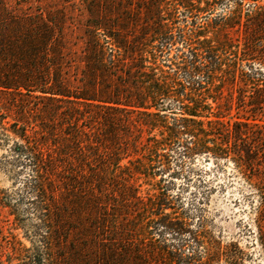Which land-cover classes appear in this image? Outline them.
Returning a JSON list of instances; mask_svg holds the SVG:
<instances>
[{"label": "trees", "instance_id": "16d2710c", "mask_svg": "<svg viewBox=\"0 0 264 264\" xmlns=\"http://www.w3.org/2000/svg\"><path fill=\"white\" fill-rule=\"evenodd\" d=\"M176 2L189 5L193 14L203 12L192 1ZM0 13V150L7 148L4 158L16 156L11 165L24 166L27 159L34 173L28 189L39 220L38 241L15 247L9 259L17 264H152V258L154 264H203L198 248L186 253L190 243L200 248L203 237L189 231L170 206L164 176H181L187 161L199 156L250 171L259 165L254 154L263 146L264 126L256 116L264 115V73L249 50L264 46V38L244 43L246 51L228 37L207 36L196 21L176 37V17L170 15V24L160 19L155 36L141 39L131 79L98 35L86 46L83 76L73 77L65 71L71 65L62 27L21 21L1 8ZM234 15L240 19L241 4ZM179 43L180 53L171 57ZM32 100L39 103L35 109ZM237 102L255 114L252 119H227ZM174 156L180 170L170 173ZM43 173L69 187L67 212ZM141 185L148 186L143 196ZM10 204L0 197V206ZM155 228L178 243L156 242ZM68 233H74L76 247L55 258L54 241ZM187 234L190 242L182 239ZM204 254L211 256L209 250Z\"/></svg>", "mask_w": 264, "mask_h": 264}, {"label": "rangeland", "instance_id": "374dc122", "mask_svg": "<svg viewBox=\"0 0 264 264\" xmlns=\"http://www.w3.org/2000/svg\"><path fill=\"white\" fill-rule=\"evenodd\" d=\"M189 1L203 12L193 14L189 5H180L176 0H0V8L21 21L32 18L62 27L66 62L71 65V68L65 67V71L73 77L83 76L88 61L85 58L88 53L86 46L98 35L101 42L109 45V54L120 57L127 71L126 77L131 79L139 57L141 39L155 36L152 33L158 30L160 19L170 24V15L176 17L172 26L176 37L180 31L186 34L191 31L192 23L196 21L207 36L220 39L228 37L246 51L248 49L244 43L255 36L264 38V0ZM238 3L242 5L240 19L234 15ZM258 24L261 28L257 27ZM258 45L261 47L250 45L249 54L256 59V67L264 73V46L261 43ZM180 49L182 45L176 44L171 57L177 56ZM167 65L160 63V66ZM163 69L173 72L168 67ZM225 94H228L227 91ZM235 96H238L236 92ZM38 104L36 100L31 101L34 109ZM251 115L255 114L237 102L227 119H252ZM256 117L261 120L257 121L258 124L264 126V115ZM50 125L55 129L54 124ZM56 130V135L62 134L58 126ZM239 142L244 145L242 141ZM250 143L258 148V144ZM259 144L263 146L256 149L254 154L255 159L259 157V165L252 171L238 168L232 161H215L205 156L189 162L185 160L187 163L180 170L177 157L174 156L170 173L180 170L182 175L170 177L166 173L164 176L167 181L163 185L168 187L166 197L170 206L178 209L189 231L201 233L203 237L200 248L190 243L186 253L198 248L196 250L204 256L203 264H264V141ZM49 150L56 151L55 146L50 144ZM6 151L7 148L0 150V197L7 198L11 204L8 207L0 206V255L3 264H17L16 260H10L9 257L15 247L23 245L30 248L31 241H38L39 237L37 239L34 236V227L39 224V220L33 204L36 198L28 189L34 173L29 163H26L27 159H23L24 166L11 165L16 156L4 158ZM170 155L174 154L171 152ZM42 175L46 182L52 181L55 185L54 197L66 207L67 212L69 196L66 195V189L69 187L63 184L62 178L57 179L45 173ZM109 188L119 198L117 190L110 186L108 191ZM138 188L139 195L143 196L148 186L141 185ZM105 201L106 197L103 203ZM172 211L168 209L167 213ZM152 233L156 242L164 241L170 247L178 243L172 234L162 233L159 228H155ZM182 239L190 242L188 234ZM74 247L76 238L71 233L61 241H54L53 256L70 255ZM148 249L153 251L150 245ZM207 249L211 253L210 258L204 254ZM150 262L154 264L155 260L152 258Z\"/></svg>", "mask_w": 264, "mask_h": 264}]
</instances>
